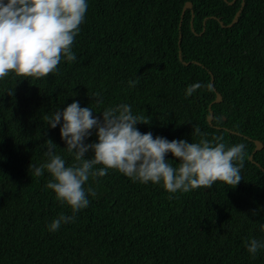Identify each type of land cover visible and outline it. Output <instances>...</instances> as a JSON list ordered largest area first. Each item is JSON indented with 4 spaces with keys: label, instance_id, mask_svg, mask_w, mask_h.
<instances>
[{
    "label": "trees",
    "instance_id": "trees-1",
    "mask_svg": "<svg viewBox=\"0 0 264 264\" xmlns=\"http://www.w3.org/2000/svg\"><path fill=\"white\" fill-rule=\"evenodd\" d=\"M232 1L87 0L76 61L62 59L44 79L0 81V264H264V249L253 258L246 247L264 242V171L255 164L264 169V148L253 155L255 141L264 145V0H245L238 23L224 28L243 2ZM187 3L193 7L182 17ZM195 83L204 87L186 98ZM217 93L222 102L213 104ZM74 101L94 116L128 104L150 120L137 125L141 133L169 141L198 142L199 126L226 146L243 143V179L235 188L217 181L170 194L108 170L85 185L97 195L75 221L50 232L55 218L72 212L46 188L50 174L36 177L29 166L47 161L49 139L66 165L76 163L60 125L45 119ZM94 142L95 133L85 141ZM166 159L178 166L171 153Z\"/></svg>",
    "mask_w": 264,
    "mask_h": 264
},
{
    "label": "clouds",
    "instance_id": "clouds-1",
    "mask_svg": "<svg viewBox=\"0 0 264 264\" xmlns=\"http://www.w3.org/2000/svg\"><path fill=\"white\" fill-rule=\"evenodd\" d=\"M88 7L87 0H0V81L10 74L19 81L44 79L58 71L62 59L76 61L72 46ZM136 83L130 80L129 86L135 87ZM201 87L204 85L200 83L188 86L186 98ZM13 90L9 89L7 94L13 95ZM94 112L92 107H80L74 101L63 111L57 110L45 118L52 129L60 125V137L76 161L66 165L49 139L45 141L47 161L29 166L36 177L43 176L45 171L50 174L46 188L72 212L55 218L48 226L50 232L75 221V214L89 206L88 197L97 195L91 186L85 185L90 178L106 176L108 170H116L134 182L162 184L170 194L210 189L217 181L235 188L243 179L241 172L247 157L243 143L226 146L223 136L208 139L199 126L192 132L199 137L198 142L169 141L153 137L151 132L141 133L137 125L149 124L150 120L134 115L128 104L107 106L99 112L101 116H94ZM93 133L97 142L85 143ZM90 150L94 156L86 159ZM168 153L179 161L178 166L166 159ZM98 165L102 167L96 168ZM246 247L254 258L264 249V242L253 238Z\"/></svg>",
    "mask_w": 264,
    "mask_h": 264
},
{
    "label": "water",
    "instance_id": "water-1",
    "mask_svg": "<svg viewBox=\"0 0 264 264\" xmlns=\"http://www.w3.org/2000/svg\"><path fill=\"white\" fill-rule=\"evenodd\" d=\"M225 1L227 2V0H225ZM236 1H237V0H234V1H232V2H229V5H234ZM244 6H245V0H243V2H242V6H241V9L237 12V14H236V16H235L233 22H232L230 25H228V26H225V25L221 22L222 27H224V28H225V27L232 28L235 24H237L238 21H239V18H240V16H241V13H242V11H243V9H244ZM192 7H193L192 3H187V5L185 6V8H184V10H183L182 17L184 16L186 10H188V9H192ZM205 24H206V23H205ZM204 31H205V28H204ZM181 40H182V37H180V43H181ZM180 58L182 59V57H181V53H180ZM185 64H186V63H185ZM213 82H214V79H212V83H213ZM220 102H222V96H221L219 93H217V98H216V100L213 102V104H218V103H220ZM213 104H212V105H213ZM212 105H211L210 108H209L210 116H209L208 121H209L210 124H212L213 119H214L213 112H212ZM255 145H256V148H255V150H254L253 155L256 154L257 152L263 150V148H264L263 143L260 142V141H255ZM253 155L250 157V160H251L252 162H254V161H253ZM255 164H256L259 168H261V169L264 171V169L261 167L260 164H258V163H255Z\"/></svg>",
    "mask_w": 264,
    "mask_h": 264
}]
</instances>
